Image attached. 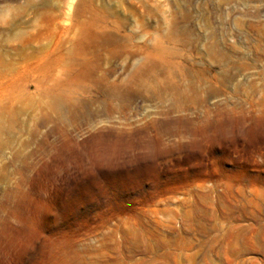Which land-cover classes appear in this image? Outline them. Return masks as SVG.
Segmentation results:
<instances>
[{"label": "rangeland", "instance_id": "obj_1", "mask_svg": "<svg viewBox=\"0 0 264 264\" xmlns=\"http://www.w3.org/2000/svg\"><path fill=\"white\" fill-rule=\"evenodd\" d=\"M0 264H264V0H0Z\"/></svg>", "mask_w": 264, "mask_h": 264}, {"label": "bare ground", "instance_id": "obj_2", "mask_svg": "<svg viewBox=\"0 0 264 264\" xmlns=\"http://www.w3.org/2000/svg\"><path fill=\"white\" fill-rule=\"evenodd\" d=\"M84 50V49H83ZM90 50V49H89ZM87 53V52H86ZM111 56L114 55V51L110 52ZM89 55V54H88ZM87 54H83L82 56H80L74 63L70 64L68 67V72H69V76L73 75L76 71L80 72V76L82 79L84 80H91L92 78V73L95 71V61L92 59L91 55L88 56ZM100 59V58H99ZM101 61V60H100ZM50 63V62H49ZM60 63V62H59ZM61 69V68H60ZM63 70V69H62ZM65 70V69H64ZM144 71V70H143ZM63 72V71H62ZM136 76L133 77V79L130 81V88L126 91L120 90L118 86L116 85H112L109 84L106 86V90L104 92V102L102 104V107L104 109V112L106 113V115L109 117L108 121H107V125L104 128L105 130L112 132L114 135L116 136H122V134L126 131L127 133H130L127 129H125L126 126H128V123L123 125L120 124L119 122H116L115 118H112L111 116L116 112V107L117 109L120 108L122 110H127L128 111V105L129 103L133 100V93L132 92L135 88L140 89L142 88H146V71L142 74L140 72L135 73ZM134 74V75H135ZM132 75V76H134ZM132 78V77H131ZM47 80L45 79H41L36 83L35 89L38 93L40 94H47V93H53V92H57V91H61V90H69L76 85L77 82H79L78 77L73 76L71 78H69V80L67 81L66 84H59L58 82L51 80V83H53L52 87H49L47 85ZM95 84L100 85L102 83V80H93ZM94 84V85H95ZM100 89V88H99ZM100 91V90H98ZM103 91V90H102ZM137 91V90H136ZM139 92V91H137ZM141 92V91H140ZM143 93V91H142ZM63 94V93H62ZM158 95V94H157ZM135 96V95H134ZM85 99V98H84ZM69 100V101H68ZM67 102L71 104V108L74 109L75 108V104L71 99H68ZM94 101V100H93ZM63 102V101H62ZM73 103V104H72ZM65 105V103H63ZM69 104V106H70ZM77 104V103H76ZM79 104V103H78ZM96 104V103H95ZM116 104V105H115ZM118 104V105H117ZM57 106L54 107V112L58 114H60L61 112L59 111V107H60V103L56 104ZM82 105V104H81ZM80 105V106H81ZM115 105V107H114ZM177 105V104H176ZM179 105V104H178ZM79 106V105H78ZM83 106V105H82ZM85 107H83L85 109L84 114L85 118L87 120H89L90 118L92 119V115H91V111L88 110V104L86 103L84 105ZM90 107V106H89ZM94 107V106H93ZM179 106H177L178 108ZM68 108V106H67ZM90 109V108H89ZM94 109V108H93ZM64 111V109L62 110V112ZM69 111V110H68ZM74 111V110H73ZM76 111V110H75ZM83 111V110H82ZM121 111V110H120ZM72 111L70 110V113ZM126 112V111H124ZM72 114V113H71ZM76 115V114H75ZM74 116V115H73ZM127 116V115H126ZM83 122V121H82ZM103 127V126H102ZM101 127V129H102ZM100 129V128H99ZM100 129V130H101ZM175 134V132H174ZM100 144V143H99Z\"/></svg>", "mask_w": 264, "mask_h": 264}]
</instances>
